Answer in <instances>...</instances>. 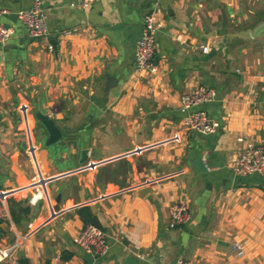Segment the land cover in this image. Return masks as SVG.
<instances>
[{
	"label": "crops",
	"instance_id": "obj_1",
	"mask_svg": "<svg viewBox=\"0 0 264 264\" xmlns=\"http://www.w3.org/2000/svg\"><path fill=\"white\" fill-rule=\"evenodd\" d=\"M32 1L0 0L13 29L0 45V247L17 244L0 264H264V176L232 170L247 141L264 145V0H42L41 39L14 16ZM156 1L147 74L133 54ZM198 85L216 92L201 106L214 134L182 127L180 97ZM38 106L62 134L48 147ZM181 201L190 219L170 228ZM91 219L108 234L104 256L75 242Z\"/></svg>",
	"mask_w": 264,
	"mask_h": 264
},
{
	"label": "built area",
	"instance_id": "obj_2",
	"mask_svg": "<svg viewBox=\"0 0 264 264\" xmlns=\"http://www.w3.org/2000/svg\"><path fill=\"white\" fill-rule=\"evenodd\" d=\"M95 0H70L69 5L74 8H88ZM156 1L153 8L142 16L141 28L135 44L133 59L134 67L137 72L155 74L158 71L156 59V33L157 27L154 22V9L158 7ZM7 9L0 7V45L6 44L13 35V29L2 23L1 19L8 15ZM17 18L25 27L28 37L41 39L47 37L49 30L47 15L42 0H33L31 6L17 12ZM71 30H64L63 34L68 35ZM203 53L208 52L206 45L200 46ZM216 97L215 89L206 85H198L189 92L181 95L179 100V110L182 113V127L202 135L214 134L217 131L216 124L209 118L206 111L201 107L204 103L214 100ZM242 138H238L241 141ZM233 173L239 177L249 175L264 176V145L247 141L245 148L233 160ZM44 184L35 189L30 197L29 203L35 205L38 200L43 199ZM8 218V212L4 204L0 201V221ZM190 219V211L186 202L181 201L172 206L169 217V227L175 228L186 224ZM29 223L28 228H32ZM76 244L85 252L93 257L104 256L108 253L109 242L108 234L102 228L94 224L84 225L75 239ZM17 244L0 247V263L11 259V255ZM238 255L243 252L237 244L233 245ZM11 264H20L11 260ZM175 264H199L194 260L179 258Z\"/></svg>",
	"mask_w": 264,
	"mask_h": 264
},
{
	"label": "water",
	"instance_id": "obj_3",
	"mask_svg": "<svg viewBox=\"0 0 264 264\" xmlns=\"http://www.w3.org/2000/svg\"><path fill=\"white\" fill-rule=\"evenodd\" d=\"M13 1L17 2L18 0H13ZM14 16L17 17V13H14ZM115 82L116 81L114 79L107 76L105 82V92H107L108 89L112 87L113 84H115ZM35 118L44 127V129L48 134V137L44 143L46 147L58 142L62 138L61 131L54 122V120L52 119V117L41 111L39 106L37 107ZM85 156H86V152L82 151V159L80 160V163L84 162L86 158Z\"/></svg>",
	"mask_w": 264,
	"mask_h": 264
},
{
	"label": "trees",
	"instance_id": "obj_4",
	"mask_svg": "<svg viewBox=\"0 0 264 264\" xmlns=\"http://www.w3.org/2000/svg\"><path fill=\"white\" fill-rule=\"evenodd\" d=\"M85 222H86V224L91 223V224H94V225H98V223L95 220H93V219H91L89 221H85ZM20 262L23 263V264H27L25 261H20Z\"/></svg>",
	"mask_w": 264,
	"mask_h": 264
}]
</instances>
